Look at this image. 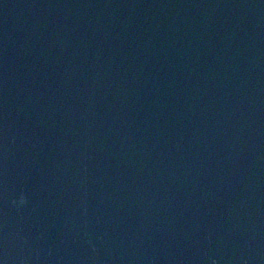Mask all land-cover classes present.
<instances>
[{"label":"water","instance_id":"water-1","mask_svg":"<svg viewBox=\"0 0 264 264\" xmlns=\"http://www.w3.org/2000/svg\"><path fill=\"white\" fill-rule=\"evenodd\" d=\"M0 264H264V0H0Z\"/></svg>","mask_w":264,"mask_h":264}]
</instances>
